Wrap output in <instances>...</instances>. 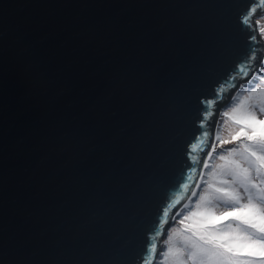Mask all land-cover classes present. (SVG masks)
<instances>
[{
  "label": "water",
  "instance_id": "1",
  "mask_svg": "<svg viewBox=\"0 0 264 264\" xmlns=\"http://www.w3.org/2000/svg\"><path fill=\"white\" fill-rule=\"evenodd\" d=\"M263 5L0 0V264H154Z\"/></svg>",
  "mask_w": 264,
  "mask_h": 264
},
{
  "label": "snow or ice",
  "instance_id": "2",
  "mask_svg": "<svg viewBox=\"0 0 264 264\" xmlns=\"http://www.w3.org/2000/svg\"><path fill=\"white\" fill-rule=\"evenodd\" d=\"M244 23L248 24V20L245 19ZM260 32L264 34V27ZM240 71L244 73L246 70ZM260 83L264 85V79ZM260 91L264 88L250 91L245 99L250 100ZM256 107L249 104L237 121L245 128L239 129L233 138L239 140L243 136L245 142L239 150L221 155L219 159L223 163L214 166L211 175L213 179L218 178L221 186L210 181L209 194L201 196L195 205L196 210L190 211L181 221L184 224V231L179 233L181 239L168 248L172 264H250L243 259L245 256L257 257L259 264H264V120L257 119ZM260 110L264 111V108ZM203 167L209 165L205 163ZM218 203L230 207L217 213ZM226 220L239 221L241 226L220 227Z\"/></svg>",
  "mask_w": 264,
  "mask_h": 264
},
{
  "label": "rangeland",
  "instance_id": "3",
  "mask_svg": "<svg viewBox=\"0 0 264 264\" xmlns=\"http://www.w3.org/2000/svg\"><path fill=\"white\" fill-rule=\"evenodd\" d=\"M252 21L256 26V31L258 32L259 37L264 41V34H261L260 32V28L264 27V5L261 10H257L255 12ZM262 60V66L256 71L255 75L245 81H240L237 88L233 90L232 95L229 97L230 100H227L228 104L226 103V105L222 108L220 112L219 123L216 121L218 127L215 126L217 130L213 136L211 149L205 161L209 167H203L200 173V180L202 183L200 193L196 194L194 197H190L192 200L190 205H187L186 203L189 200L188 199L182 204L183 206L179 207L172 214L173 216L171 218L173 221L167 224L169 225L167 234L164 239L162 238L163 240L160 241L159 247L157 249L160 261L159 264H172V257L168 255V248L172 246V244L179 243L181 239L179 233L184 231V224L181 223V221L184 220V217L190 211L196 210L195 205L200 202L201 196H206L209 194L210 190L208 189V183L211 181L212 183L217 184V186H221L218 184V182H215V180L218 181V178L213 179L211 173L214 170L215 165L223 163L219 159L221 155H227L234 149L239 150L241 144L245 142V138L243 136H241L239 140H236L233 137L238 134L239 129L245 128V125L242 122L237 123V121L240 120L244 115L248 105H257L255 109L256 117L257 119L264 120V111L260 110L264 108V103H261V98H264V91L257 92L256 96L252 97L250 100L245 99L250 91H254L257 88H264V85L260 83L261 79H264V52L262 54ZM239 90L241 91V97L240 99L236 100L233 97L238 94ZM242 105L243 107H241ZM235 109H238V111H234ZM245 131H247V129H245ZM217 137H220V139L218 140ZM223 140H228L229 142L222 143ZM244 202H246V200ZM228 207L230 206L223 203H218L216 212H223ZM229 225H231L233 228L241 226L239 221L227 220L223 228H227ZM243 259L248 260L250 264H259V259L257 257L245 256Z\"/></svg>",
  "mask_w": 264,
  "mask_h": 264
},
{
  "label": "trees",
  "instance_id": "4",
  "mask_svg": "<svg viewBox=\"0 0 264 264\" xmlns=\"http://www.w3.org/2000/svg\"><path fill=\"white\" fill-rule=\"evenodd\" d=\"M252 23H253V21H252ZM256 33H257V36H258L259 34H258L257 31H256ZM262 38H263V37H262ZM262 62H263V61H262ZM261 66H262V64H261ZM255 73H256V72H253L249 78H252V77L255 75ZM231 94H232V93H231ZM230 96H231V95H230ZM240 97H241V91L239 90L238 94H237L236 96H234L233 98H235L236 100H238V99H240ZM229 100H230V98H229ZM226 103H227V100H226L223 104H221L220 107L218 108V111H217L218 114L216 115V119H217L218 123H219V118H220V112H221L222 108L226 105ZM227 104H228V103H227ZM215 121H216V120H215ZM217 127H218V125H217ZM216 130H217V129H216ZM215 182H218V181L215 180ZM201 188H202V183H201V180H200V177H199L198 184H197V186L195 187L193 193H195V195L198 194V193H200ZM193 193H192V195H191L190 197H194V196H195V195H193ZM191 202H192V200L189 198V200H188L186 203H187V205H190ZM187 207H188V206H187ZM215 211H216V209H215ZM226 222H227V220L224 222V224L220 225V227L223 228V226H225ZM164 238H165V237H164ZM164 238H163V239H164ZM249 257H252V256H249ZM159 262H160V261H159V257H158V258H157V261H156L155 264H159Z\"/></svg>",
  "mask_w": 264,
  "mask_h": 264
},
{
  "label": "clouds",
  "instance_id": "5",
  "mask_svg": "<svg viewBox=\"0 0 264 264\" xmlns=\"http://www.w3.org/2000/svg\"><path fill=\"white\" fill-rule=\"evenodd\" d=\"M258 11H259V10H258ZM199 175H200V174H199ZM189 198H190V196H189ZM189 198H188V199H189ZM188 199H187V200H188ZM187 200H186V201H187ZM168 227H169V225L167 226V229H168ZM167 229H166V234H167ZM166 234H165V236H166ZM165 236H164V237H165ZM164 237H163V238H164ZM162 240H163V239H162ZM157 258H158V253H157V257H155V259H154V264L156 263Z\"/></svg>",
  "mask_w": 264,
  "mask_h": 264
},
{
  "label": "bare ground",
  "instance_id": "6",
  "mask_svg": "<svg viewBox=\"0 0 264 264\" xmlns=\"http://www.w3.org/2000/svg\"><path fill=\"white\" fill-rule=\"evenodd\" d=\"M173 221V219L172 218H170V223Z\"/></svg>",
  "mask_w": 264,
  "mask_h": 264
}]
</instances>
